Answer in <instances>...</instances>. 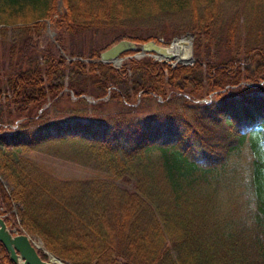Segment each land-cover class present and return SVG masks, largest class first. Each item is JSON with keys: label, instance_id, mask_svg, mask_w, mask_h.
Listing matches in <instances>:
<instances>
[{"label": "trees", "instance_id": "16d2710c", "mask_svg": "<svg viewBox=\"0 0 264 264\" xmlns=\"http://www.w3.org/2000/svg\"><path fill=\"white\" fill-rule=\"evenodd\" d=\"M21 1L0 0V48L11 44L6 65L0 53V176L9 185L0 181V215L8 229L18 222L70 264H264V200L256 185L264 164L250 160L249 179L240 167L244 139L264 130V0ZM228 4L236 9L225 18ZM241 17L250 24L244 71L233 43L241 39ZM174 18L175 33L194 36L191 66L150 57L120 68L99 62L112 46L65 58L68 38L107 30L171 45L174 33L167 37L165 29L146 39L137 34ZM47 21L55 43L42 34ZM9 29L15 38L7 43ZM70 92L83 107L45 119L44 107L72 102ZM153 95L170 110L138 116L137 99ZM107 98L125 111L98 114ZM5 111L14 119L5 120ZM39 151L104 177L59 179L28 156ZM124 176L135 181L134 193L116 186ZM228 192L240 199L230 209ZM0 264H13L1 243Z\"/></svg>", "mask_w": 264, "mask_h": 264}, {"label": "rangeland", "instance_id": "374dc122", "mask_svg": "<svg viewBox=\"0 0 264 264\" xmlns=\"http://www.w3.org/2000/svg\"><path fill=\"white\" fill-rule=\"evenodd\" d=\"M20 7H27L30 4V0H23L20 3ZM60 7L59 10H61V2H60ZM226 9V16L225 18H228L229 15L232 14L233 10L236 9L234 8L232 5L228 4L225 6ZM180 24V21L178 18H174V19H162L159 22H153L151 23V25H144L142 26V28L140 29V31L138 32L137 36L142 38V39H146L149 38L150 36H153V34H151L152 32L155 31V29H160V30H164V35L166 34L167 37H171L174 33V37L172 40V44L171 45H160L162 47H166V48H170L172 47L169 51L168 54L172 55V56H176V55H181V57H183V59L185 60V62L187 64H179L176 63L175 60H167V63L164 64H168L171 68H176L178 65H182V66H191L196 62V57L194 56V36L191 34L190 31L184 30L181 31L180 33H175L174 31L176 29H178V26ZM46 30H44V32H42V34L44 35V37L50 38V40L52 42L55 43V33L52 31L49 22H46ZM250 30V24L247 23L243 17H241L240 19V24H239V34H240V38L239 39L240 43L233 42L234 45L237 47H241L242 49V56H241V61H240V65H241V70L244 71V69L246 67H248L249 61L248 56H243L246 55V49H245V44H246V40H247V33ZM114 30H107L106 32H99L97 34H89L88 37L86 36L85 40L83 39H77V40H72L70 38L67 39L66 41V53H65V58H69L71 57V53L72 52H77V53H83V55H85V57H87L89 55V51H91L92 48H94L95 50H101L102 48H109L110 46H113L114 44H116V39L117 38H122L121 40H128L131 41L134 44H137V49L139 48V46L145 44V43H154L155 41L153 40H149V42H135L133 41L131 38H127V37H122V32L121 30H115V32H113ZM54 33V35H53ZM222 31L219 32V39L221 40L222 38ZM163 37V38H162ZM160 37V40H164V36ZM12 38H15V34H13V32L9 29L7 32V43H9L11 41ZM182 38V39H181ZM177 39H181V41L185 42L183 48L181 49L182 51H179L178 48L180 47V40L176 41ZM176 42V43H175ZM174 44V46H172ZM9 45H6V42L1 45L0 48V53L2 54V57L4 58L3 60L5 61V65L7 64V56H8V49H9ZM3 46V47H2ZM58 47V45H57ZM237 47L233 48L236 49ZM247 48V47H246ZM222 48L216 47L213 49L215 53L220 52ZM60 50V49H59ZM219 50V51H218ZM233 50H231L230 52H233ZM189 56V57H187ZM122 57H124V59L121 62L120 67L128 60L130 59L129 56L127 55H123ZM146 57H150V56H146ZM144 58V57H142ZM140 58V59H142ZM153 59V57H150ZM194 59V63L190 61V59ZM70 60V59H68ZM154 60V59H153ZM158 62V61H157ZM161 63V62H160ZM174 64V67H173ZM116 67V66H115ZM119 67V68H120ZM117 68V67H116ZM263 80H261L262 82ZM259 86H262L259 84ZM66 90V89H65ZM259 93H261L262 95H264V90L260 91ZM70 94L72 95V102L69 101H62L57 103L52 109L49 107L50 104H48L46 107L49 110V114L45 117V119H51L54 120V118H57L60 115H63L66 111L70 110V109H74V108H81L83 106H79L77 104H75L74 102H76V98L73 96V94L70 92ZM210 96H214L213 94ZM211 97V99H212ZM87 102L89 105L93 104H98V101H93L91 99V97H87L86 98ZM207 100V99H204ZM210 100V99H208ZM203 100L199 101V103H204L202 102ZM51 102V101H48ZM162 100L158 97H156L155 95L152 96V98H147L145 100H143L142 102H140V99H137V103L135 104L137 106V115L140 117H150L154 114H157L159 112L162 111H169L170 109L162 107L161 105ZM196 103H198L196 101ZM210 102H208L207 104H209ZM89 107V106H88ZM81 111V110H80ZM98 114H116L117 112H121V111H125V108L122 104L117 103V102H110L109 99L107 98L105 100V102L102 103V105H97V109H96ZM90 112V110H89ZM2 115H4L3 118H5V120H13L14 117L12 116L11 119H8V114L5 111ZM19 123V122H18ZM2 125H0L1 127ZM13 129L16 128V126H11ZM4 130H8V124L3 125ZM1 132V131H0ZM60 147H62L63 149L65 148L64 145H61ZM242 150H243V158H241L240 160V167L241 169H246L247 170V175H248V179L249 177L252 175V166L250 164V160L255 159L259 162H261L262 164H264V130H262L261 128H256L252 133L248 134L246 136V138L244 139V142L242 144ZM28 156L30 158H32V160H34L35 162H37L38 164H40L43 168H45L46 170H48L50 173H52L54 176H56L59 179L62 180H88L91 177H104V174L100 173L98 170H96L94 167H90V166H83L81 164L72 162V161H68L64 158L61 157H57L54 156L52 154H48V153H43V152H31L28 154ZM239 160V159H238ZM253 176V175H252ZM254 177V176H253ZM0 181H1V185H3V187H5L6 189H8L9 185L8 183L3 180L0 176ZM116 186L128 193H134L135 189H136V183L133 179H131L128 176H124L121 179H119L118 181L115 182ZM257 187H260V192L262 195V198L264 200V166L261 167L260 169V174H259V179L256 183ZM227 189L225 190V193L227 192ZM242 190V187H241ZM227 195H229L227 197V201H228V208L230 209V207H233L235 204L238 205L240 204V199L234 198L233 196L230 195V193L228 192ZM0 203H1V199H0ZM3 209V208H2ZM6 209V208H5ZM16 207L12 208V211H16ZM0 217H2L0 215ZM3 218V217H2ZM19 225L18 222L16 221H12V225H11V232L13 234H22V233H26L25 231H19ZM27 234V233H26ZM32 241L38 245V243H41L42 248L38 249V252L42 255L45 256V261H51L50 256L45 255L44 252L49 253L44 246V243L42 242V240L40 238L34 237V236H30ZM52 262V261H51ZM70 264V263H68Z\"/></svg>", "mask_w": 264, "mask_h": 264}, {"label": "water", "instance_id": "95a60500", "mask_svg": "<svg viewBox=\"0 0 264 264\" xmlns=\"http://www.w3.org/2000/svg\"><path fill=\"white\" fill-rule=\"evenodd\" d=\"M172 46H174V43ZM171 48L172 47H162L154 43H145L137 49L134 43L128 40H122L108 50L102 52L99 56V62L105 64L110 63L119 68L124 59L122 56L130 51H135L134 55L129 56V58L140 59L142 57L150 56L153 57L155 61L163 64L167 63V60H175L176 63L187 64L186 62L176 60L174 56L169 55L168 51ZM85 61L89 62L90 60ZM190 61L194 63V59L191 58ZM202 102L208 103L210 100H203ZM0 243L5 248L13 264H52L49 260H42L38 254V249L40 248L32 241L28 234H13L8 229L2 217H0ZM45 254L48 255L46 252Z\"/></svg>", "mask_w": 264, "mask_h": 264}, {"label": "bare ground", "instance_id": "6f19581e", "mask_svg": "<svg viewBox=\"0 0 264 264\" xmlns=\"http://www.w3.org/2000/svg\"><path fill=\"white\" fill-rule=\"evenodd\" d=\"M182 48H183V45H180V47L178 48V50H179V51H182V50H181ZM187 57H189V56H187ZM174 58H175L176 60H181V61L185 62V60L183 59V57H181L180 54L174 56ZM37 246H38L39 248H42L41 243H38ZM49 256H50L51 261H52V262L50 261V263H52V264H68V263H64V262H62L59 258H57L56 256H54V255H52V254H49Z\"/></svg>", "mask_w": 264, "mask_h": 264}]
</instances>
